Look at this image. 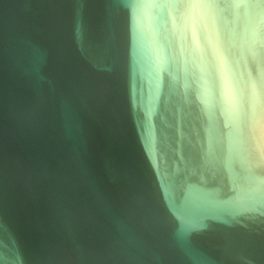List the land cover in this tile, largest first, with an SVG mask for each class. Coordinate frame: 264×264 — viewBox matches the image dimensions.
<instances>
[{"label": "water", "instance_id": "water-1", "mask_svg": "<svg viewBox=\"0 0 264 264\" xmlns=\"http://www.w3.org/2000/svg\"><path fill=\"white\" fill-rule=\"evenodd\" d=\"M0 264H264V0H0Z\"/></svg>", "mask_w": 264, "mask_h": 264}]
</instances>
